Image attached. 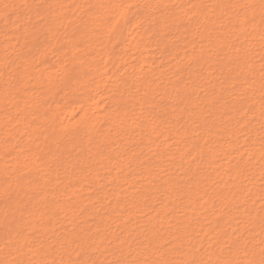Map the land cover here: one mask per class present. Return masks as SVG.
I'll list each match as a JSON object with an SVG mask.
<instances>
[{
  "label": "bare ground",
  "instance_id": "bare-ground-1",
  "mask_svg": "<svg viewBox=\"0 0 264 264\" xmlns=\"http://www.w3.org/2000/svg\"><path fill=\"white\" fill-rule=\"evenodd\" d=\"M43 1L0 9V264H264V0Z\"/></svg>",
  "mask_w": 264,
  "mask_h": 264
},
{
  "label": "rangeland",
  "instance_id": "rangeland-1",
  "mask_svg": "<svg viewBox=\"0 0 264 264\" xmlns=\"http://www.w3.org/2000/svg\"><path fill=\"white\" fill-rule=\"evenodd\" d=\"M14 1H17V0H0V2H1V4H0V9L1 8H4V7H7L8 9H10V8H12V5H14L15 4V2ZM44 1H46V3H49L50 4V6L53 8V9H55V8H57V9H59V6H57V5H53L52 3H55L57 0H44ZM43 1V2H44ZM26 6L25 5H23V6H21V8L19 9V11H21L23 8H25ZM14 8L16 9L17 8V5H15L14 6ZM60 10V9H59ZM6 12H8L7 10H5ZM64 12L66 13L67 12V14H71V12H72V9H70V8H68L67 10H65L64 9ZM69 12V13H68ZM14 19V17H12L10 20H13ZM4 23L5 22H1L0 23V28L1 29H4V28H8V27H6V26H4ZM19 24H21V23H19ZM18 26V24H16V26L15 27H17ZM2 44H3V42H1ZM259 58V57H258ZM257 58V59H258ZM257 63H261L260 61H257ZM165 67H163V69H164ZM165 72L166 73H168L169 74V70H165ZM165 72H163V74L165 73ZM224 82H225V79L223 78V77H221V76H219V77H217V79L214 81V83H215V85H216V88H220L221 86H223V85H225L224 84ZM199 90H202L201 91V94L202 95H205V91H204V89L203 88H199ZM242 99H245V97H242Z\"/></svg>",
  "mask_w": 264,
  "mask_h": 264
}]
</instances>
